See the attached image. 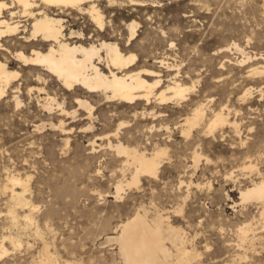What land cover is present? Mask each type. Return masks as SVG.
Wrapping results in <instances>:
<instances>
[{
  "label": "rangeland",
  "instance_id": "374dc122",
  "mask_svg": "<svg viewBox=\"0 0 264 264\" xmlns=\"http://www.w3.org/2000/svg\"><path fill=\"white\" fill-rule=\"evenodd\" d=\"M139 2L116 0L112 6L102 0L106 27L100 30L87 14L77 12L67 18L66 32H82V39H72L83 41L116 38L141 62L156 66V57H163L173 64L169 70L159 66L165 75L178 70L177 77L187 83L194 80L185 98L178 104L169 102L163 115L134 114L126 103L93 97L89 117L54 76L46 74L45 80H36L28 68L8 57L10 67L20 74L0 96V185L8 175L28 178L25 194L35 206V221L24 229L22 219L12 223L6 205L8 191L0 194V236L18 232L23 241L17 247L6 241L8 252L0 257V264H42L43 244L59 264H124L116 255L117 245L101 241L115 235L116 225L138 210L146 211L149 219L168 215L169 224L182 229L187 249L195 256L177 262L175 247L166 241L175 264H264L262 205L241 202L239 195L253 181L264 178V72L257 75L250 70L264 54V0ZM131 21L137 22L136 35L125 45V24ZM233 43L253 59L239 63L242 53ZM247 88L249 94L242 97ZM46 93L67 111L76 108L74 115L62 112L56 104L45 109ZM192 99H201L208 108L226 105L229 123L212 135L192 131L185 138L177 125ZM151 107L137 105L138 110L159 109ZM60 121L65 130L57 125ZM119 121L125 122L113 134ZM149 121L169 124L170 135L165 129L148 130ZM117 137L146 151L155 142L165 144L168 152L158 176L143 175L137 185L125 184L129 168L123 163L124 155L107 147V140ZM193 149L200 154L196 165ZM248 162L254 165L252 169L244 168ZM119 180L123 189L115 196ZM22 210L26 208L18 212ZM249 222L255 228L243 241L238 229Z\"/></svg>",
  "mask_w": 264,
  "mask_h": 264
},
{
  "label": "bare ground",
  "instance_id": "6f19581e",
  "mask_svg": "<svg viewBox=\"0 0 264 264\" xmlns=\"http://www.w3.org/2000/svg\"><path fill=\"white\" fill-rule=\"evenodd\" d=\"M101 1L0 0V52L3 53V55H0V96L5 95L8 86L20 74L18 69L10 67L8 57H11L17 60L16 62H19L21 66H25L26 69L28 68L29 72L34 73L36 80H45L44 76L46 74L54 76L57 80L55 82L59 81L67 93L73 97L72 101L78 104V107L85 109L89 117L92 115L93 105L90 99L93 100V97H101V100L112 101V103L113 101L126 103L132 107L134 114L139 113L142 116L150 113L154 115L155 112L158 115H163L165 114L164 110L166 107L170 105L169 102L174 101L176 102L175 104H178L179 99L185 98L186 94L191 91L194 80L187 83L185 80L177 77L178 70L176 73L165 75L162 72L164 68L162 69L160 67L162 66L166 70H169L172 69L173 64H169L163 57H156L155 62L158 65L155 66V64L141 62L136 59V53L120 45V40L118 41L116 38L100 37L99 39L89 41L72 39L73 37L81 39L84 37L82 32L74 30L66 32L67 18L74 13L80 12L81 14H87L92 20L91 22L95 24L94 26H97L100 30L106 27L104 26L105 21L101 11L102 9H100ZM105 1L108 5L112 6L116 3V0ZM129 1L132 4H142L139 2L140 0ZM125 25L128 33L125 45H128L136 35L137 22L131 21ZM12 40L15 44L11 43ZM232 46L242 53V58L240 60L237 59L239 63L245 62L252 57V55H248L236 43H233ZM256 59L250 70L251 72H256L257 75L258 73L262 74L264 72V54H261ZM226 60H229V58ZM223 64L224 62H221V66ZM176 68H178V65ZM37 90L41 91V88ZM248 92L249 88L244 90L242 97H246L249 94ZM51 95L46 93L43 96L45 109L50 110L53 108V104H56L55 106L62 112L72 113L74 115L76 108L67 111L62 102H58ZM192 100L189 110L182 117L183 121L177 125L182 136L184 135L185 138L189 137L192 131H195V135H212L215 133V130L229 123L227 115L229 112L226 113L224 110L227 107L226 105L220 104L221 106L217 107V109L208 108L206 103L201 99ZM16 101L18 103L20 100L18 101L16 99ZM138 104H150L152 107H159V109L145 110L143 108V110H138ZM124 122L119 121L117 123L113 134L118 132L120 125ZM149 122L148 130L154 129L155 131H160L165 129L166 133L169 132L166 135H170L171 127L169 124L158 123L156 125L151 123V121ZM57 125L62 130H65L63 121H60ZM89 126L88 124L86 127ZM111 135L109 136L110 138ZM119 137L115 138L114 141L108 139V145H106L115 152L114 154L118 156L124 155L123 163L129 168V176L125 184L137 185L143 175L151 177L158 176L159 166L163 157L168 152L165 144L160 145L158 142H155L151 150L146 151L136 146H130L128 142L125 143ZM189 140L191 141V139ZM100 144L102 145V143ZM193 150L194 153L191 157L194 165H196L199 161L200 154L198 152L196 153L195 149ZM253 167L254 165L249 163L244 168L252 169ZM22 178L18 175H8L6 181L0 185V194L8 191L6 203L8 215L11 217L12 223L22 219L23 222L22 220L21 222L24 225L22 228L24 229L31 223L34 224L35 220L32 216V210L35 209V206L25 194L28 186V178ZM122 189L123 183L122 180H119L115 186V196H119ZM239 195L241 202H259L262 205L260 207L262 208L260 215L264 217V178L253 181L249 186L240 190ZM17 206L26 208V210H22L19 213L20 207L17 210ZM164 215L156 214L153 218L149 219L146 211L138 210L117 224L114 230L115 235H106L101 243L106 241L114 242L117 245L116 255H118L124 264H175L171 260L173 251H169V248L166 246V241H169L175 247L176 255H174L177 262L188 261L195 256L194 252L187 249L182 229L170 225L168 215ZM252 224L249 222L238 229L241 240L244 241L248 235L247 233L254 230L255 227L252 228ZM35 232H38L37 228ZM6 241L16 247L23 242L18 232L15 234H2L0 236V257L8 252ZM41 248L40 256L42 261H40L42 264H59L58 259L50 253L46 244H43Z\"/></svg>",
  "mask_w": 264,
  "mask_h": 264
}]
</instances>
